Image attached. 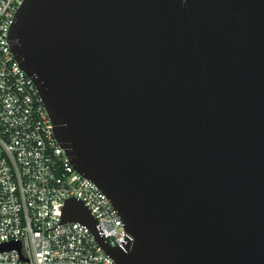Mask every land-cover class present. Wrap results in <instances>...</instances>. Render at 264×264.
<instances>
[{"label":"water","instance_id":"obj_1","mask_svg":"<svg viewBox=\"0 0 264 264\" xmlns=\"http://www.w3.org/2000/svg\"><path fill=\"white\" fill-rule=\"evenodd\" d=\"M7 42L125 237L75 196L58 225L118 264H264V0H23Z\"/></svg>","mask_w":264,"mask_h":264},{"label":"built area","instance_id":"obj_2","mask_svg":"<svg viewBox=\"0 0 264 264\" xmlns=\"http://www.w3.org/2000/svg\"><path fill=\"white\" fill-rule=\"evenodd\" d=\"M22 2L0 0V264H118L83 224L58 225L63 202L75 196L96 216L110 246L125 237L110 200L61 148L36 84L7 42ZM6 244L18 247L1 249Z\"/></svg>","mask_w":264,"mask_h":264}]
</instances>
